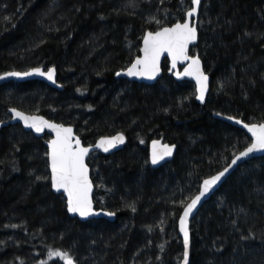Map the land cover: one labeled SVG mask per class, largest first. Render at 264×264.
Listing matches in <instances>:
<instances>
[{"label":"trees","instance_id":"1","mask_svg":"<svg viewBox=\"0 0 264 264\" xmlns=\"http://www.w3.org/2000/svg\"><path fill=\"white\" fill-rule=\"evenodd\" d=\"M189 6L190 0H0V73L54 66L63 85L5 83L0 121L16 107L73 124L85 143L119 131L127 137L122 149L88 159L95 205L113 211L115 221L81 222L52 191L49 136L19 124L2 127L0 264H63L50 255L56 250L78 264H179L183 207L203 178L250 143L214 114L264 122V0L202 3L191 53L211 76L205 104L197 103L192 83L167 74L166 61L153 85L116 77L139 54L146 30L183 20ZM158 137L176 152L153 169L147 146ZM190 232L189 264H264V155L224 182Z\"/></svg>","mask_w":264,"mask_h":264},{"label":"snow or ice","instance_id":"2","mask_svg":"<svg viewBox=\"0 0 264 264\" xmlns=\"http://www.w3.org/2000/svg\"><path fill=\"white\" fill-rule=\"evenodd\" d=\"M192 6L186 11V18L183 22L177 21L171 26H160L157 31H149L143 38V48L141 49L143 55L136 56L131 65L126 69L128 76L147 77L154 79L160 72V57L167 53L171 57L172 68L175 69L179 61H188L187 67L184 68L183 73H176L178 76H192L196 79L198 85V98L203 101L207 91V83L209 77L203 72L201 68V60L198 55L190 56L189 45L197 39V27L191 22L192 18L198 13L201 6V0H191ZM152 19H155L153 17ZM159 24V21H156ZM125 71V70H121ZM56 69L49 67L45 71L42 67H33L29 71H13L4 74V77H27L33 74L46 76L47 79L54 81ZM117 76L121 72L116 73ZM4 77H0L3 79ZM12 118L22 120L26 127L34 129L37 133L42 132L45 128H50L55 132V138L50 140L49 147L51 151L46 155L50 158L51 167V187L57 192L63 190L67 193V211L70 213H78L81 217H88L90 215H98L93 206L92 189L93 184L89 178L88 164L85 158L88 156L90 148L82 145L79 137L73 135L71 127H65L63 124H56L44 119L42 116L28 115L16 108L11 109ZM229 119H234L229 117ZM2 123V122H0ZM241 123H243L241 121ZM244 127L252 134V141L234 156L231 163L228 164L222 171H218L203 180L202 185L198 190V194L191 198L190 202L183 207V213L179 217L180 231L183 233V264H188L189 258V243L190 234L188 228V220L193 210L201 202L214 186L221 181L222 177L229 172L238 161L247 158L250 154L257 151H264V122L244 124ZM125 140L123 133H118L111 137H101L95 145L102 148L105 152L116 147L117 144L123 143ZM159 141H153V149L151 155L152 164H157L166 156L172 155L174 145L157 146ZM45 179L44 177H37V180ZM183 204L184 201H181ZM132 211L135 212L134 205H129ZM109 216H114V212L107 213ZM151 230V229H149ZM163 250V246H161ZM50 255L62 258L65 264H78V260L67 251H59L50 253ZM41 264H44L42 261Z\"/></svg>","mask_w":264,"mask_h":264},{"label":"water","instance_id":"3","mask_svg":"<svg viewBox=\"0 0 264 264\" xmlns=\"http://www.w3.org/2000/svg\"><path fill=\"white\" fill-rule=\"evenodd\" d=\"M204 2V0H201V5L202 3ZM192 6L191 4V0H190V6L189 8ZM188 8V9H189ZM201 8V6H200ZM200 8L198 9V13L192 18V23L197 27V39L195 41H193L190 45H189V52L188 54L190 56H195V55H198L200 57V55L198 53H194L192 54L191 53V49L197 45L198 43V38H199V30H198V20H199V14H200ZM186 9V11L188 10ZM186 11L184 13V18L183 20H178L180 22H183L184 19L186 18ZM177 21L173 22L172 24L176 23ZM172 24H169V25H163V26H171ZM159 28L155 29V30H146L142 36V39H141V44H140V48H139V56H142L143 53L141 51V49L143 48V38L144 36L146 35L147 32L149 31H157ZM137 55V56H138ZM135 59V58H134ZM133 59V60H134ZM200 60H201V68L203 70V72L209 77L208 79V83H207V91L205 93V98L203 101H201L198 96H199V91H198V85H197V82H196V79L192 76H183V75H180L178 76L176 73H183L184 71V68L187 67L188 65V61H179L177 63V66L175 69L172 68V65H171V57L168 56L167 53H164L161 57H160V72L156 75V77L154 79H149L147 77H135V76H128L126 74V69L131 65V63L126 67L124 68L123 70L125 71H121L119 70L118 72H121V75L117 76V78H125L127 80H130V81H136L138 83H144V84H147V85H153L155 84L160 78L161 76L163 75V63L164 61L167 62V74L171 75L176 81L178 82H182V81H187V82H190L194 85V88H195V99L197 101V103L203 105L206 103V100L208 98V95H209V92H210V86H211V76L208 72L205 71L204 69V66H203V61L200 57ZM34 67H42L45 71H47V69L49 67H44V66H34ZM33 67H30L28 69H24V70H7V71H4V72H1L0 73V77H4V74L7 73V72H13V71H20V72H23V71H29L30 69H32ZM117 73V72H116ZM27 80H40V81H43L45 82L47 85H49L50 87L54 88V89H57V90H62L63 89V85L57 80V72L55 73V79L54 81L52 80H49L47 79L46 76H41V75H38V74H33L31 76H27V77H13V76H8V77H4L3 79H0V86L4 85L5 83L9 82V81H14V82H24V81H27ZM12 108H16V107H10L7 109V113H8V116L9 118L6 119V120H3V121H0L2 123H0V129L2 127H6L8 125H16V124H19L21 126V128L24 130V131H29L31 132L34 136L36 137H43L45 135H48V139L45 141V146L47 148V153H49L51 151L50 147H49V141L54 139L55 138V132L50 129V128H45L42 132L40 133H37L34 129L30 128V127H26L23 123L22 120H19V119H14L12 118V113H11V109ZM17 110L19 111H23L19 108H16ZM25 112L26 114L28 115H35V116H42L44 117V119L48 120V121H51L53 123H56V124H63L65 127H71L73 129V135L76 136V137H79L80 140H81V143L83 146L85 147H89L90 148V151H89V154L88 156L85 158V162L88 164V159L89 157L92 155V154H95V153H103V154H110V153H113L117 150H120L124 147L125 143L127 142V137L126 135L119 131V132H116V133H113V134H109V135H102V136H99L98 138H96L93 142L91 143H85L83 141V139L80 137V135L77 133L76 131V127L73 125V124H65V123H61V122H58V121H55L53 119H50L48 117H46L45 115L43 114H40V113H29V112H26V111H23ZM215 117L223 120V121H226L228 123H230L231 125L235 126V127H238L240 129H242L247 135L248 137L250 138V143L252 141V134L247 130V128L244 127V124H251V123H261V122H246L244 120H242L241 118H238V117H235V116H232V115H226V114H221V113H215L214 114ZM229 117H233L234 119H229ZM241 121L243 123H241ZM118 133H123L124 134V137H125V140L123 143L121 144H117L116 147L114 148H111L109 149V151L105 152L102 148H99V147H96L95 145L97 144V142L100 140L101 137H111V136H115L117 135ZM153 141H159L160 144L157 146L158 148H160V146L162 145H174L175 147L173 148L172 150V155L170 156H166L163 160H160L157 164H152L151 162V155H152V149H153V145H152V142ZM249 143V144H250ZM248 145H246L245 147H247ZM148 162H149V165L153 168V169H156V168H159L160 166L170 162L173 158H174V155H175V152H176V145L175 144H172V143H168L166 141L163 140V138H153L151 139L149 142H148ZM244 147V148H245ZM244 148H242L241 150L237 151L228 161L227 163L218 171H222L224 169V167H226L228 164L231 163V160L234 158V156L236 154H238L240 151H243ZM264 155V151H257V152H254L252 154H250L249 157L247 158H243L241 161H238L236 165H234L231 169H229V172L225 174L224 177H222L221 181L218 182V184L216 186H214L213 190L210 191L204 198H202L201 202L197 205L196 209L193 210V213L190 215L189 217V220H188V228H189V234H190V243H189V248H188V252H189V258H188V264L190 262V252H191V232H190V226H191V222L192 220L197 216V214L200 212L201 208L203 207V205L208 202L212 196L219 190V188L224 184V182L241 166L243 165L245 162L247 161H250L254 158H257V157H260V156H263ZM47 162H48V171H49V180H50V176H51V167H50V158L49 156L47 155ZM88 168H89V178L91 179L92 181V184H93V189H92V199H93V206H94V209L97 213H99L98 215H90L88 217H81L79 216L78 213H70L68 212V214L73 217V218H77L79 221L81 222H85V221H88V220H91V219H99V218H104L110 222H114L115 219H116V214L114 216H109L107 215V213L109 212H113L109 209H106V208H97L96 205H95V202H94V193H95V184L93 182V179L91 177V167L90 165L88 164ZM217 171V172H218ZM217 172L203 178L199 184V188L200 186L202 185V182L204 179L212 176V175H215ZM50 184H51V180H50ZM52 188V187H51ZM198 188V190H199ZM52 191L54 193H57V194H61L65 201H66V205H67V193L63 192V190L57 192L55 189L52 188ZM196 194H198V191L192 196L194 197ZM191 197V198H192ZM190 198V200H191ZM190 200L188 202H190ZM187 202V203H188ZM183 213V209L180 213V216L182 215ZM179 216V217H180ZM177 233L181 239V242H182V257L179 261V264H183V253L185 251L184 249V244H183V233L180 231V224H179V218H178V221H177ZM65 264V262L63 263Z\"/></svg>","mask_w":264,"mask_h":264},{"label":"bare ground","instance_id":"4","mask_svg":"<svg viewBox=\"0 0 264 264\" xmlns=\"http://www.w3.org/2000/svg\"><path fill=\"white\" fill-rule=\"evenodd\" d=\"M7 114H8V113H7ZM8 118H9V116H8ZM8 118H7V119H8Z\"/></svg>","mask_w":264,"mask_h":264}]
</instances>
